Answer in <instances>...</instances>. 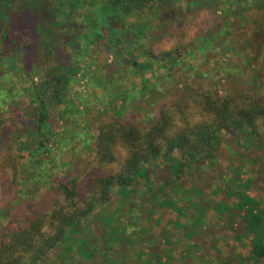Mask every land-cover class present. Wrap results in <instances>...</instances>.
Instances as JSON below:
<instances>
[{"label": "trees", "instance_id": "obj_1", "mask_svg": "<svg viewBox=\"0 0 264 264\" xmlns=\"http://www.w3.org/2000/svg\"><path fill=\"white\" fill-rule=\"evenodd\" d=\"M175 5L188 12L210 6L214 22L208 29H179L184 23ZM249 11L261 20L264 0H0V264L264 260V197L249 194L264 184V76L254 79L251 71L249 86L231 80L225 97L189 83L175 94L167 90L174 70L189 61L184 70L193 71L212 41L234 29L260 28ZM96 51L111 60L87 81L101 106L110 101L108 110L99 111L97 100L85 105L97 130L93 155L65 164L54 183L46 174L59 169L51 147L64 150L62 141L79 134L58 133L55 112L74 108L67 89L87 76L81 61L87 56L95 64ZM21 96L29 100L24 110ZM189 100L214 120L166 135ZM16 108L29 127L21 126ZM13 141L28 155L24 164L10 153ZM120 141L133 151L116 170ZM228 239L247 241V255L228 248Z\"/></svg>", "mask_w": 264, "mask_h": 264}, {"label": "rangeland", "instance_id": "obj_2", "mask_svg": "<svg viewBox=\"0 0 264 264\" xmlns=\"http://www.w3.org/2000/svg\"><path fill=\"white\" fill-rule=\"evenodd\" d=\"M176 9H179V15L180 18L178 20H182L184 23V26L180 27L179 29H205L209 28L212 23L214 22L213 18L214 13L209 11L210 6H204L202 5L193 7L192 11L184 10V7H181V5H175ZM222 10V6L217 8L216 10V16L220 15ZM248 15L252 16L260 20L259 16L254 11L247 12ZM262 19L260 20L261 27L259 28L258 25L253 27L254 31L247 30V31H236L237 29L232 30V34L224 35L221 38H217L216 41H212L213 49L211 52L207 53L203 57L201 56L199 62H195L196 65H193L191 69L193 71H189V69L184 70L186 68V65L188 62L182 64L181 67H178L174 70V72L171 74L170 79L172 80V83L169 84L167 90L171 91L168 94H175L177 93L178 89L181 88V86L184 83H189L192 86H195L198 89H201L204 92H210L213 95H218L220 97H225L229 94V86L231 85V80L238 79L237 82L240 80H243L248 86L250 85V78L249 73L251 71L253 72L252 76L254 79H256V75L258 77V80H263L264 76V14L262 13ZM186 23V25H185ZM207 28V29H208ZM229 40V44H227L225 41ZM246 40H250V48H244ZM143 47L146 48V41L143 40ZM234 49L237 51V53L234 52ZM98 53H100L98 55ZM96 55L98 60L95 59L96 63L92 64L91 59L87 56L81 61V67H82V73L87 74L83 79H81L77 82H73V85L67 89V99L71 100V103L74 104V108L68 107L66 105L60 106V108L55 112L56 113V125L58 128H56L58 133H62L66 130H74L79 131L78 136L72 139L71 142H66L65 140L62 141L64 143L65 149H61L56 144H53L51 147V151L49 154V158L51 159V162H53V165H56L59 167V169H51L49 172L50 174L46 173L47 175H52V178H49L52 182L57 183V180L62 179V175H58L57 173L67 171V167H65V164H70L72 162H75L77 159H89L91 155H93V152L91 150L92 144L90 146V143L92 139L97 134V130L95 129V126L91 125L88 122V115L85 112V105L89 106L93 102L97 100L98 103V97L96 95H93V86L89 84L87 81L88 74H92L96 66L102 65L106 62V64L109 63L111 60V57L106 53H101L99 51H96L92 54V57L96 58ZM249 57L251 59V66L248 67L246 65V58ZM192 63L193 61L190 60ZM104 65V64H103ZM237 69L236 71L231 69ZM92 70V71H90ZM229 70L234 75L229 74ZM106 73L107 76L111 73V68H105L102 74ZM122 74H128L132 75L130 71L127 73L121 72ZM151 77V76H149ZM252 77V78H253ZM35 82H38L37 79H35ZM247 89V88H246ZM92 96V97H91ZM150 95H145L141 97V104L142 107L145 109L147 106V101L150 99ZM154 97H159L157 94L154 95ZM110 102L107 100L105 103H103V106H101V103L99 104V111H105L107 108L104 104L107 105V103ZM19 107L24 110L25 107L29 104V100L25 96H21ZM112 103V102H111ZM25 104L24 107L21 105ZM155 108V107H154ZM18 111H21V109L16 108ZM108 110V109H107ZM76 111H78L76 113ZM84 112V113H82ZM101 113V112H99ZM23 117H19V121L22 122L21 126L29 127L30 121L28 118L23 114ZM21 115V116H22ZM19 122V123H20ZM66 133V132H65ZM56 136V135H54ZM59 138V136H57ZM61 137V136H60ZM85 138V139H84ZM227 137H225L226 139ZM53 141L50 145H52ZM13 146V151L10 153L13 157L17 158V161L19 163L24 164L27 160L28 155L24 152H20L19 149V143L14 142L11 143ZM222 161L223 164L226 162V159L228 157L227 151L222 152ZM48 156V155H47ZM51 156V157H50ZM21 157V158H20ZM48 166H46L43 170V172L48 171ZM246 176H244L245 178ZM28 186V184L26 185ZM25 186V187H26ZM261 187V188H260ZM264 184L259 185L257 188L251 189L249 194L256 198L264 197ZM209 196V193L206 194V197ZM167 218L169 216L167 215ZM208 219L214 223L215 219L213 216L208 212ZM216 232V230H215ZM216 234V233H215ZM216 237L218 235L216 234ZM247 241L236 243L233 242L231 239H228V248H235V251L238 253L246 256L249 248L245 244ZM228 248L224 244L222 246L223 250H228ZM264 264V260L260 263Z\"/></svg>", "mask_w": 264, "mask_h": 264}, {"label": "clouds", "instance_id": "obj_3", "mask_svg": "<svg viewBox=\"0 0 264 264\" xmlns=\"http://www.w3.org/2000/svg\"><path fill=\"white\" fill-rule=\"evenodd\" d=\"M171 111V110H170ZM214 116L211 113L205 112L194 100L188 101V108L183 118L178 115L173 116L172 127L166 132V135L171 136L176 132L183 131L185 128L195 127L200 124L211 123L214 120ZM115 151L119 157V164L113 163L111 167L119 170V166L122 165L129 156L133 149L123 141L118 142L115 145Z\"/></svg>", "mask_w": 264, "mask_h": 264}]
</instances>
